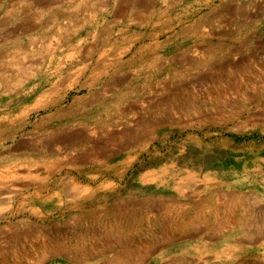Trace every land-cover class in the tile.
Returning <instances> with one entry per match:
<instances>
[{"label":"rangeland","instance_id":"1","mask_svg":"<svg viewBox=\"0 0 264 264\" xmlns=\"http://www.w3.org/2000/svg\"><path fill=\"white\" fill-rule=\"evenodd\" d=\"M10 1L0 8V51L10 56L2 64L14 58L27 68L7 77L9 89L0 87V170L42 174L29 180L31 197L19 193L0 208V244L30 222L44 230L42 243L21 264H264V0H158L149 9L128 1L125 17L114 16L115 0H103L77 20L34 33L31 44L21 35L24 22L46 23L52 13L41 0ZM88 45L95 48L86 56ZM98 63L108 74L87 68ZM222 63L248 64L251 74L233 71L245 86L226 107L215 99L232 70ZM174 96L188 109L157 105ZM38 153L47 155L39 163ZM163 218L175 238L166 246ZM197 229L196 239L181 238ZM118 233L137 255L118 258ZM154 240L158 250L141 252Z\"/></svg>","mask_w":264,"mask_h":264},{"label":"bare ground","instance_id":"2","mask_svg":"<svg viewBox=\"0 0 264 264\" xmlns=\"http://www.w3.org/2000/svg\"><path fill=\"white\" fill-rule=\"evenodd\" d=\"M75 1H78V0H41V1H39L38 3H36L38 6H40V8H41V10L44 12L45 11V13L46 14H51L52 13V15H51V18L50 19H47V22L46 23H42V24H39V25H36L35 23H32V22H30L29 23V21L26 19V18H24V20L25 21H28V22H24L25 24H23V26H22V29H21V35H25V36H27V38H29V43L31 44L33 41H34V39L32 38V35L34 34V33H36V32H38V31H40V30H42L43 32H44V30H46V28L48 27V25L50 24H53V26L54 25H56L57 24V22L59 21V20H71V19H78L79 17H80V15H81V13L83 12V10H85V9H87V10H89L90 12H93V11H95V9H96V3L97 2H102L103 0H90V4L88 5V6H86V7H77L76 8V6H75ZM108 1V0H107ZM128 1H129V3L132 5V6H135V9H137L136 7L138 6L139 8H141L142 7V9L144 8V9H149L150 7L151 8H153L154 6H152V4L154 3V2H156V1H158V0H144V2H142V1H139V2H136V1H134V0H115V2H117V5H119V6H117L115 9V12H114V16H116V17H125L126 16V14H127V12H128V10H126L125 8H126V5H125V7H124V3L125 2H127L128 3ZM225 1V0H224ZM34 2V1H33ZM74 3V6H75V10L73 9L72 10V5L73 4H71V3ZM110 2V1H109ZM109 2H108V4H109ZM83 3V2H82ZM100 4V3H99ZM98 4V5H99ZM112 4V3H111ZM115 4V3H114ZM126 4V3H125ZM15 5V4H14ZM81 5V4H80ZM79 5V6H80ZM84 5V4H83ZM105 5H107V4H105ZM122 5H123V7H122ZM130 5V6H131ZM155 5V4H154ZM116 6V5H115ZM129 6V5H128ZM107 7V6H106ZM128 8V7H127ZM14 9V8H13ZM18 11H20V9L19 8H17V9H15V11H12V12H18ZM104 11V10H103ZM147 11V10H146ZM150 11V10H149ZM148 11V12H149ZM141 12V11H140ZM140 12H138L137 13V15H134V16H136L135 18H137V19H139V20H141V21H143V15L141 16V13ZM23 13H25V12H23ZM132 13V12H131ZM130 13V14H131ZM146 13V12H145ZM151 13V12H150ZM133 14V13H132ZM147 15V14H146ZM153 15V14H152ZM23 16V15H22ZM27 16V15H26ZM25 16V17H26ZM248 16V15H247ZM34 17V16H33ZM23 18V17H22ZM147 18V17H146ZM152 18V17H151ZM118 19V18H117ZM20 20V19H19ZM30 20V19H29ZM51 20H54L55 22H53V21H51ZM118 20H122V18L120 19H118ZM117 20V21H118ZM80 21V20H79ZM76 22H78V21H76ZM82 22V21H81ZM79 23V24H82L83 25V23ZM120 22V21H119ZM146 22V21H145ZM3 23V22H2ZM1 23V24H2ZM22 23V22H21ZM36 23H37V20H36ZM86 22H84V24H85ZM138 23H141V22H138ZM143 23V22H142ZM5 24V23H4ZM63 24V23H62ZM78 24V25H79ZM81 25V29H83V28H85V26L86 25H83L82 26ZM88 25V24H87ZM67 26L68 25H65L64 27L65 28H63V27H61V29H66L67 30ZM20 27V26H19ZM69 28V27H68ZM79 29V28H78ZM80 29V30H81ZM64 31V30H63ZM109 32V30H108V28H103L102 30H101V35H103V36H106V34ZM69 33V32H68ZM36 35V34H35ZM41 35V34H40ZM90 35V34H89ZM128 35V34H127ZM92 36V35H91ZM67 39V38H66ZM4 40V39H3ZM18 40V39H17ZM84 40V39H83ZM79 41H81V40H79ZM18 42V41H17ZM13 43V42H12ZM92 43V42H91ZM16 44V43H15ZM80 44V43H79ZM99 45V44H98ZM100 47H98L99 49L98 50H100L101 48H103V46H105V45H102V44H100L99 45ZM6 48V47H5ZM79 49L80 47L79 46H76V47H74V49ZM93 48H95V47H93V46H87V47H85V49H84V52H82V53H84L86 56L87 55H89L91 52H93L94 53V49ZM208 48V47H207ZM1 49V48H0ZM152 50V49H151ZM209 51V50H208ZM225 53V52H224ZM102 54V53H101ZM213 54V53H212ZM8 57H10L9 56V54L6 52V51H0V87H2V88H5V89H9L10 87H11V85H9L8 83H9V79L7 80V77H11L12 76V74L14 73V70H16L17 72H19V73H24L26 70V68H27V66L25 65V61L23 60H15L14 61V58L13 59H10L11 60V64L9 63V64H6V63H4V64H2V62L4 61V60H2V59H5V58H8ZM12 57V56H11ZM209 57H211V56H209ZM68 58V57H67ZM83 58L85 59L84 61H88V59L86 58V57H84L83 56ZM136 60V59H135ZM10 62V61H9ZM25 62V63H24ZM77 62V61H76ZM220 63V62H219ZM95 64H97V63H95ZM117 64V63H116ZM115 64V65H116ZM247 64V63H246ZM245 65V64H244ZM240 66V65H231L230 63H228V64H221V66L219 67V68H221L222 70H225L226 68V71H224V72H227V70L228 69H232V70H229V71H231V74L229 75H227L226 76V78L225 79H223L224 81H221L220 82V80H221V78H217V80L220 82H218L219 83V85H215L216 86V91H217V94H216V96H215V99H216V103H220L221 104V106L222 107H226V106H228L229 104L231 105V102H234V100L232 99L233 97H234V95H235V93L236 94H238V89H240L241 87H244L245 86V82H243V81H241L242 80V78H241V80L239 79L240 78V76H238L239 75V73L238 72H241V73H243V74H247V76L249 77V76H251V74H250V71L248 70L249 69V67H247L248 66V64H247V66L245 65V66ZM193 66V65H192ZM191 66V67H192ZM249 66H250V64H249ZM262 66V65H261ZM91 66H89L88 65V67L87 68H89V70L92 72H94V74H96V75H98V74H100V75H105V74H108L106 71L108 70V68H109V66H108V64H105V63H98V65H96V66H94L93 65V67L92 68H90ZM210 68V67H209ZM58 70V69H57ZM221 70V71H222ZM264 70V69H263ZM15 71V72H16ZM228 71V72H229ZM233 71H235L238 75H236V76H238L239 78H237L236 76H234L233 74L235 73V72H233ZM223 72V71H222ZM89 73V72H88ZM110 74V73H109ZM15 75V74H14ZM19 75V74H18ZM25 75V74H24ZM112 75V74H111ZM241 75V74H240ZM15 76H17V75H15ZM206 76V75H205ZM246 76V77H247ZM12 77H14V76H12ZM212 78V77H211ZM245 79V78H244ZM243 79V80H244ZM249 79H251L250 77H249ZM262 79V78H261ZM14 81V80H13ZM68 81V80H67ZM241 82V83H243V85L241 84V85H239V82ZM246 81V80H245ZM262 81V80H261ZM112 82V81H111ZM117 82H119V83H122L121 81H120V79H119V81H116L115 83H117ZM124 83V82H123ZM212 84H213V82H212ZM83 86H85V85H83ZM214 89V88H213ZM46 90V89H45ZM212 90V89H211ZM34 91V90H33ZM213 91V90H212ZM50 93V92H49ZM47 92H45L44 91V93L41 95V97L38 99V101H45V97L47 96ZM169 96V95H168ZM180 98H181V96H180ZM178 99V97L177 96H174V97H170V98H168V99H164L161 103L159 102H157L158 104V106H161L160 108L162 109V105L164 106L163 108H165V109H172L173 107H174V109H176V108H184V110L185 109H188L187 108V106L189 105L188 104V102H185V101H182V98L181 99ZM47 99H48V97H47ZM46 99V100H47ZM214 99V100H215ZM184 100V99H183ZM209 100H211V99H209ZM37 103H39V102H37ZM156 108V107H155ZM159 111V110H158ZM161 111V110H160ZM168 111V110H167ZM166 111V112H167ZM170 111V110H169ZM167 114V113H166ZM170 115V114H169ZM75 145V144H74ZM42 156L45 158L47 155L46 154H41V153H38V162L37 163H39V160L42 158ZM36 158V157H35ZM51 158H52V156H51ZM36 163V164H37ZM38 165V164H37ZM36 165V166H37ZM20 167V166H19ZM18 167V168H19ZM8 168V167H7ZM1 169V168H0ZM5 169V170H4ZM2 168V170H0V208L1 207H4L5 209H9V207H10V204H11V202L14 200V198L16 197V196H18L19 195V193L20 194H23L24 193V199L26 200V199H28L29 197H31V195L32 194H29L30 193V190H31V188H30V184H28V183H31L29 180L32 178V176L34 175L35 176V178L37 177V178H40L41 177V171L39 170V169H36V171H35V173H33L32 171H30V170H26V169H24V170H21V169H15V168H12V169H10V170H8V169H6V168ZM40 171V172H39ZM36 180V179H35ZM38 185H37V187L35 188V192H36V194L37 195H41V193H42V191H43V189H44V185L45 184H43V183H45V182H43V181H38ZM41 183V184H40ZM81 189H83V188H81ZM82 191V190H81ZM84 191V190H83ZM28 195H29V197H28ZM40 198V197H39ZM32 199H33V197H32ZM35 199V198H34ZM36 199H38V198H36ZM42 203V202H41ZM169 204V203H168ZM172 205V204H171ZM221 205V204H220ZM174 206V205H173ZM225 206V205H224ZM171 207V206H170ZM182 207V206H181ZM221 207H222V205H221ZM218 208V207H217ZM115 209H116V207H115ZM121 210V209H120ZM132 210V209H131ZM122 211V210H121ZM216 211V210H215ZM114 212H116L117 213V211H115L114 210ZM157 212V211H156ZM225 212V211H224ZM242 212V211H241ZM112 213V212H111ZM158 213V212H157ZM195 213V212H194ZM193 213V214H194ZM219 213V212H218ZM134 214H135V212H134ZM167 214V213H166ZM184 214H185V211H184ZM198 214V213H197ZM119 217H121V218H125L127 221H129V219L130 220H132V219H134V216L132 215V213H127V212H121V213H119V214H117ZM174 215H175V213H174ZM160 216V215H159ZM163 216V215H162ZM177 216V215H176ZM185 217H186V215H185ZM190 217V216H189ZM198 217V216H197ZM116 218H117V216H116ZM180 218H182V217H180ZM202 218V217H201ZM125 219H123V220H125ZM136 219V218H135ZM134 219V220H135ZM178 219V218H177ZM187 219V218H186ZM198 219H199V217H198ZM170 219H168L167 221H164V218L163 219H161V226H160V231H161V234L162 235H166V238L163 240V246H166V244H168V243H170L171 241H172V243H174L173 241H175V238L173 237V236H171L170 235V233L168 232V231H165V229L168 227L167 225H169L170 224V221H169ZM221 220V219H220ZM121 221V220H120ZM138 221V220H137ZM175 221V220H174ZM177 221V220H176ZM113 222H116V221H113ZM113 222H112V224H113ZM126 222V221H125ZM133 222V221H132ZM134 222H136V221H134ZM160 222V221H159ZM128 223V222H127ZM182 223V222H181ZM187 223V222H186ZM197 223V222H196ZM199 223H200V221H199ZM23 225L21 226V224H20V226H21V231L20 232H14V233H16V234H13L12 233V235H15L14 237H12L7 243H5V246H2L1 244V246L2 247H0V261L3 263V262H5L6 261V263H7V261H9V263L8 264H21L24 260H27L28 258V255H29V252H32V250H33V248H34V246L35 245H37L38 246V244L40 243H42V240L39 238L40 236V234H42V233H44V230H42V229H39V227L37 226V225H35V224H33V223H30V222H24V223H22ZM94 224V223H93ZM95 224H97V223H95ZM103 224V223H102ZM101 224V225H102ZM111 224V225H112ZM116 224V223H115ZM117 224H118V221H117ZM123 224V223H122ZM135 224V223H134ZM133 224V225H134ZM138 224V223H137ZM193 224V223H192ZM220 224H222V220L220 221ZM59 225V224H58ZM100 226V224H97V226ZM126 225H128V224H126ZM130 225V224H129ZM128 225V226H129ZM143 225V224H142ZM178 225V224H177ZM180 225V224H179ZM187 225V224H186ZM190 225V224H189ZM223 225V224H222ZM19 226V227H20ZM41 226V225H40ZM110 225H108V227H109ZM112 226H114V225H112ZM117 226H119V225H117ZM123 226V225H122ZM170 226V225H169ZM176 226V225H175ZM219 226V225H218ZM5 227V226H4ZM8 227V226H7ZM91 227V226H90ZM96 227V226H95ZM178 227V226H177ZM180 227V226H179ZM182 227H183V225H182ZM82 228V227H81ZM105 227H103L102 229H104ZM110 228H111V226H110ZM117 228H120V227H117ZM117 228H116V230H117ZM123 228V227H122ZM118 229V231H120V233L122 232V230L123 229ZM132 228V227H131ZM217 228V227H216ZM10 228H8V230H9ZM45 229V228H44ZM87 229H89V228H87ZM99 229V228H98ZM130 229V228H129ZM134 229V228H133ZM137 229H139V228H137ZM136 229V230H137ZM168 229V228H167ZM166 229V230H167ZM171 229V228H170ZM182 229V228H181ZM193 229V228H192ZM204 229V228H203ZM203 229H197V230H195L194 232L192 231L191 233L190 232H187V233H185V232H183V233H181V238L183 237V238H188V239H191V240H193V239H196V237L202 232V230ZM218 229H219V227H218ZM2 230V229H1ZM18 230V229H17ZM17 230H15V231H17ZM20 230V229H19ZM47 229H45V231H46ZM53 230V229H52ZM79 230H83V229H79ZM85 230V229H84ZM93 230V229H92ZM100 230V229H99ZM109 230V229H108ZM112 230V229H111ZM125 230V229H124ZM127 230V229H126ZM135 230V229H134ZM135 230V231H136ZM140 230V229H139ZM143 230V229H142ZM207 230V229H206ZM10 231V230H9ZM14 231V230H13ZM50 231V230H49ZM48 231V232H49ZM94 231V230H93ZM103 231V230H102ZM141 231V230H140ZM176 231V230H175ZM50 232H52V233H48V234H53L54 232L56 233V231H50ZM92 232V231H91ZM100 232V231H99ZM108 231L106 230V233H107ZM171 232V231H170ZM221 232H222V230H221ZM7 233V232H6ZM9 233V232H8ZM94 233H95V231H94ZM105 233V232H104ZM112 233H114V231L112 230ZM128 233H129V231H128ZM147 233V232H146ZM157 233V232H156ZM1 234V233H0ZM47 234V233H46ZM45 234V235H46ZM58 234V233H57ZM75 234V233H74ZM74 234H72V235H74ZM92 234V233H91ZM96 234H98L97 232H96ZM100 234V233H99ZM98 234V235H99ZM109 234V233H108ZM117 234V233H116ZM123 234H124V231H123ZM158 234V233H157ZM156 234V235H157ZM160 234V235H161ZM175 234V233H174ZM173 234V235H174ZM222 234V233H221ZM8 235V234H7ZM45 235H44V239H45ZM56 235V234H55ZM82 235H84V234H82ZM86 235H87V233H86ZM98 235H97V238H98ZM101 235V234H100ZM102 235H103V233H102ZM101 235V236H102ZM114 235V234H113ZM130 235V234H129ZM177 235V234H176ZM4 236H5V234H4ZM47 236V235H46ZM50 236V235H49ZM54 236V235H53ZM52 236V237H53ZM79 236V235H78ZM90 236V235H89ZM93 236V235H92ZM91 236V237H92ZM112 235H110V238L112 239V237H111ZM136 236H138L137 235V233H136ZM43 237V236H42ZM41 237V238H42ZM58 237V236H57ZM64 237V236H63ZM62 237V238H63ZM68 237V236H67ZM67 237H66V239H67ZM71 237V236H70ZM80 237V236H79ZM90 237V238H91ZM93 237H95V236H93ZM103 237H104V235H103ZM114 237V236H113ZM3 237L1 236V239H2ZM6 238H7V236H6ZM55 238V237H54ZM78 238V237H77ZM85 238V237H84ZM87 238V237H86ZM85 238V239H86ZM115 238H116V240H115V244H117L120 248H123L122 249V252L120 251V253H121V255H120V257H118V258H126V256L128 255V254H130V253H132V255H137L138 254V252H139V250L138 251H135V246H133V244L132 243H130V241L129 240H127V239H125L124 237H122L121 236V234H120V236H119V233H118V236H115ZM127 238V237H126ZM47 239V238H46ZM61 239V238H60ZM73 239V238H72ZM93 239V238H92ZM99 239H101V238H99ZM103 239V238H102ZM101 239V240H102ZM105 240L107 239V238H104ZM155 239V238H154ZM87 240V239H86ZM90 240V239H89ZM95 240V239H94ZM57 241H59V240H57ZM161 241V240H160ZM69 242H70V240H69ZM77 242H80L79 240L77 241ZM76 242V243H77ZM85 242V241H84ZM95 242H96V240H95ZM97 242H100V241H97ZM139 243H140V241H138ZM88 243V242H87ZM90 243V242H89ZM107 243V242H106ZM171 243V244H172ZM83 244V243H82ZM86 244V243H85ZM108 244V243H107ZM155 244H157V240H154L153 242H151L150 243V245H149V247H146L145 249H142L141 250V252H143V253H145V254H147L148 252L151 254V251H153V252H155L154 250H158L157 249V247H155ZM161 244H162V242H161ZM170 244V245H171ZM104 245H105V243H104ZM159 245V244H158ZM92 246V245H91ZM94 246V245H93ZM100 246V245H99ZM106 246V245H105ZM109 246H110V244H109ZM139 246V245H138ZM147 246V245H146ZM160 246V245H159ZM55 247V246H54ZM79 247V246H78ZM81 247V246H80ZM108 247V246H107ZM114 247V246H113ZM112 247V248H113ZM60 248V247H59ZM90 248V247H89ZM103 248V247H102ZM111 247H110V249H112ZM138 248V247H137ZM82 249H84V247L82 248ZM92 249H93V247H92ZM107 249V248H106ZM77 250V249H76ZM98 250H100V249H98ZM108 250V249H107ZM113 250V249H112ZM61 251V250H60ZM59 251V252H60ZM67 251H68V249H67ZM90 251V250H89ZM94 251V250H93ZM34 252V251H33ZM49 252V251H48ZM77 252V251H76ZM76 252H75V254H76ZM90 252H92V251H90ZM98 252V251H97ZM109 252V251H108ZM152 252V253H153ZM82 253H85L84 251L82 252ZM81 253V254H82ZM106 253V252H105ZM62 254V253H61ZM69 254V253H68ZM77 254H78V252H77ZM80 254V255H81ZM102 254V251H101V253L99 254V255H101ZM33 255V254H32ZM55 255H58V254H56L55 253ZM79 255V254H78ZM78 255H76V256H78ZM83 255V254H82ZM85 255V254H84ZM84 255H83V258H85L84 257ZM112 255H114V253L112 254ZM34 257H35V254L33 255ZM75 256V257H76ZM86 256V255H85ZM90 256V255H89ZM111 256V255H110ZM118 256H119V254H118ZM141 256H142V254H141ZM48 257V256H47ZM74 257V258H75ZM80 258H82L81 256H79ZM96 257V256H95ZM132 257H134V256H132ZM33 258V257H32ZM31 258V259H32ZM70 258V257H69ZM73 258V259H74ZM93 258V257H92ZM110 258V257H109ZM108 258V259H109ZM129 258H130V256H129ZM139 258V257H138ZM71 259V258H70ZM88 259V258H87ZM112 259V258H111ZM91 260V259H90ZM124 260V259H123ZM89 261V260H88ZM112 261H113V259H112ZM125 261V260H124ZM26 262V261H25ZM126 262V261H125ZM27 263V262H26ZM99 263V262H98ZM102 263V262H101ZM105 263V262H104ZM103 263V264H104ZM108 263V262H107ZM106 263V264H107ZM117 263V262H116ZM30 264H32V262H30Z\"/></svg>","mask_w":264,"mask_h":264},{"label":"crops","instance_id":"3","mask_svg":"<svg viewBox=\"0 0 264 264\" xmlns=\"http://www.w3.org/2000/svg\"><path fill=\"white\" fill-rule=\"evenodd\" d=\"M4 4H6L7 6H8V8H9V6L11 5V1L10 0H4V2H3ZM3 3H2V1L0 0V8H1V6H3Z\"/></svg>","mask_w":264,"mask_h":264}]
</instances>
